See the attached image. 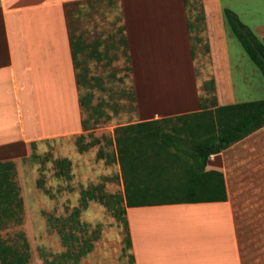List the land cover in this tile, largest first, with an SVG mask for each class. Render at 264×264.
I'll list each match as a JSON object with an SVG mask.
<instances>
[{
    "label": "crops",
    "instance_id": "crops-1",
    "mask_svg": "<svg viewBox=\"0 0 264 264\" xmlns=\"http://www.w3.org/2000/svg\"><path fill=\"white\" fill-rule=\"evenodd\" d=\"M78 1L0 0V161L16 158L15 147L29 152L32 143L84 131L66 17V5ZM88 1L89 13L100 0ZM120 1L135 82L139 66L184 72L178 101L156 88L164 99L155 106L136 84L141 112L150 113L141 121L199 111L196 61L203 52L194 45L185 1ZM202 1L216 104L264 99V77L224 14L233 10L264 43V0ZM212 158L208 169L224 174L227 201L128 208L134 264H264V254L244 253L250 216L264 215V127Z\"/></svg>",
    "mask_w": 264,
    "mask_h": 264
},
{
    "label": "rangeland",
    "instance_id": "rangeland-1",
    "mask_svg": "<svg viewBox=\"0 0 264 264\" xmlns=\"http://www.w3.org/2000/svg\"><path fill=\"white\" fill-rule=\"evenodd\" d=\"M120 2H94L76 24L77 33L87 44L102 41L99 49H107L112 59L111 68L104 70L97 68L94 60L88 61L91 74L105 78V90L94 88L95 98L82 114L88 130L37 143L29 152L15 147L16 158L0 161L1 191L10 202L0 204V237L19 252L27 242V264H134L124 221L114 209L124 196L115 128L150 117V113L141 112L145 105L140 103L136 84L141 99L156 106L164 99L156 88L170 92L168 101H178L185 80L184 72L143 70L139 66L135 82ZM187 11L194 45L203 52V58L196 61L202 105L212 107L216 101L203 1L188 0ZM210 163L214 164L213 158ZM250 218L253 223L244 253L264 254V215ZM84 250L87 254L81 255Z\"/></svg>",
    "mask_w": 264,
    "mask_h": 264
},
{
    "label": "trees",
    "instance_id": "trees-1",
    "mask_svg": "<svg viewBox=\"0 0 264 264\" xmlns=\"http://www.w3.org/2000/svg\"><path fill=\"white\" fill-rule=\"evenodd\" d=\"M184 1L187 6L188 0ZM88 3V0H83L66 5L82 114L89 110L95 98L94 88L105 90L104 76L91 74L88 61L94 60L95 66L103 70L111 68L112 63L109 51L99 49L103 46L102 41L89 45L82 34L77 33L76 24L79 25L82 14L87 13L85 6ZM224 14L232 33L264 77V43L233 10L227 8ZM262 127L264 99L224 106L216 103L212 107L201 105L200 110L194 113L117 126L115 146L124 196L118 199L114 209L124 221L129 248H132V239L128 208L227 201L224 174L208 169L210 159ZM82 128L88 130L87 120L83 118ZM35 145L32 143V149ZM1 190L0 183V204H9L8 196ZM99 199L107 203L105 198ZM87 252L84 250L81 255ZM29 260L27 242L19 252L0 237L1 264H27Z\"/></svg>",
    "mask_w": 264,
    "mask_h": 264
}]
</instances>
